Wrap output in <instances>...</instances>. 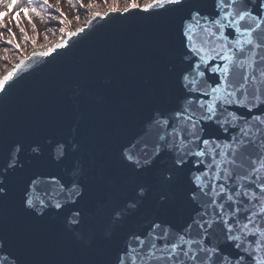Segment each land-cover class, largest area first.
I'll use <instances>...</instances> for the list:
<instances>
[{
	"label": "water",
	"instance_id": "obj_1",
	"mask_svg": "<svg viewBox=\"0 0 264 264\" xmlns=\"http://www.w3.org/2000/svg\"><path fill=\"white\" fill-rule=\"evenodd\" d=\"M113 6L117 11L91 27L89 16L78 27L85 33L73 37L70 47L33 58V52L68 38L43 40L0 93V149L17 143L24 149V166L5 179L8 195L0 199V244L7 250L0 256L11 252L16 264H114L129 234L160 221L179 227L191 212L182 201L190 187L189 166L178 173L179 191L166 182L175 155L165 149L156 155L157 134L147 123L154 108L179 94L168 69L180 66L181 14L124 13L126 4L94 12ZM129 141L138 144L141 164L148 159L150 165L128 167L121 146ZM74 143L78 150L70 148L69 169L56 147ZM36 147L42 151L34 153ZM37 176L45 181L41 188L49 205L43 213L23 202L30 178ZM73 182L80 195H68ZM133 203L135 208L115 218L117 209Z\"/></svg>",
	"mask_w": 264,
	"mask_h": 264
},
{
	"label": "snow or ice",
	"instance_id": "obj_2",
	"mask_svg": "<svg viewBox=\"0 0 264 264\" xmlns=\"http://www.w3.org/2000/svg\"><path fill=\"white\" fill-rule=\"evenodd\" d=\"M45 6L51 8L49 0H43L39 9L32 0L23 6L21 0H0L4 9L0 18L14 13L19 27L21 13L31 23L30 14L40 15ZM132 10L181 14L180 66L168 69L176 75L179 94L172 103L154 108L147 123L157 134L156 155L160 149L175 155L174 171L164 178L166 182L179 191L178 173L189 166L190 187L182 193V201L191 212L179 227L160 221L151 223L146 232L129 234L114 264H264V0H144L142 4L131 0L122 12ZM115 11L113 6L109 12L91 13L87 27ZM61 18H66L63 11L52 16L62 23ZM8 32L6 43L13 44L15 34L11 28ZM82 33L85 27L67 32L68 39L45 52H33L32 57L70 47L72 38ZM24 65L21 60L0 78V93L7 91ZM220 132L226 135L221 137ZM121 147L128 167L143 169L152 163L145 159L141 164L137 143L129 141ZM70 148L78 150V144L56 147L69 169L73 167ZM23 153L18 143L0 149V199L8 195L5 179L23 168ZM49 181L56 183L58 178L50 174ZM44 183L37 176L25 188L23 202L37 213L49 206L41 188ZM67 192L80 195L75 182ZM55 207L62 206L56 203ZM135 207L133 203L117 209L115 218ZM78 215L73 222H78ZM5 251L0 244V252ZM0 264H16V258L7 252L0 256Z\"/></svg>",
	"mask_w": 264,
	"mask_h": 264
},
{
	"label": "rangeland",
	"instance_id": "obj_3",
	"mask_svg": "<svg viewBox=\"0 0 264 264\" xmlns=\"http://www.w3.org/2000/svg\"><path fill=\"white\" fill-rule=\"evenodd\" d=\"M130 2L131 0H49L51 8L45 6L40 15L31 13V23L24 13L20 14L19 27L16 25L14 13L10 17L0 18V31L9 34L8 28H11L12 33L15 34V42L11 45L0 38V74H3L14 62L29 56L32 49L38 47L43 40L67 36V32L76 30L99 6L124 5ZM42 3L43 0L42 2L40 0V3L34 2L33 6L39 9L38 6ZM90 3L95 6L87 7ZM80 4L84 7L81 8ZM3 10L0 7V11ZM60 11H63L66 17L61 18L62 23L52 19V16H59ZM77 16H79L78 20ZM20 27L25 29L24 33L20 31ZM61 27L65 29L64 34L60 32ZM25 33L27 40L24 39ZM8 37L10 38V34ZM16 44H19L18 49Z\"/></svg>",
	"mask_w": 264,
	"mask_h": 264
},
{
	"label": "bare ground",
	"instance_id": "obj_4",
	"mask_svg": "<svg viewBox=\"0 0 264 264\" xmlns=\"http://www.w3.org/2000/svg\"><path fill=\"white\" fill-rule=\"evenodd\" d=\"M41 2H42V0H41ZM33 3V2H32ZM24 4H26V3H23V2H21V6H23ZM39 8H40V6H38ZM73 31H75V30H73ZM9 36V34H5L4 32H1L0 31V38H1V40L3 39V41H5L6 42V40L9 38L8 37ZM11 45V44H10ZM37 48V47H36ZM35 47L32 49V52L36 49ZM31 52V53H32ZM28 57V56H27ZM22 59H19L18 60V62H14L3 74H0V78H2L3 76H5V75H7V73L9 72V71H11L12 70V68L15 66V65H17V64H19V62L21 61Z\"/></svg>",
	"mask_w": 264,
	"mask_h": 264
},
{
	"label": "trees",
	"instance_id": "obj_5",
	"mask_svg": "<svg viewBox=\"0 0 264 264\" xmlns=\"http://www.w3.org/2000/svg\"><path fill=\"white\" fill-rule=\"evenodd\" d=\"M34 0H32V2H33ZM21 2H23V3H28V0H21ZM33 4V3H32Z\"/></svg>",
	"mask_w": 264,
	"mask_h": 264
}]
</instances>
